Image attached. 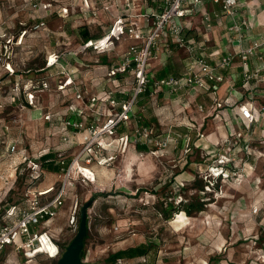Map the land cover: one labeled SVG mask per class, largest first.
Segmentation results:
<instances>
[{"label":"rangeland","instance_id":"1","mask_svg":"<svg viewBox=\"0 0 264 264\" xmlns=\"http://www.w3.org/2000/svg\"><path fill=\"white\" fill-rule=\"evenodd\" d=\"M103 1L0 0V225L8 199L25 208L31 197L47 200L52 193L39 194L58 185L59 174L40 170L42 154L58 150L72 158L89 142L100 148L90 164L79 162L92 175L77 181L59 209L63 215L40 227L53 238L56 257L27 258L8 245L0 264H55L94 194L81 264H107L111 254L139 244L149 245L148 255L122 264H264V111L257 108V120L247 127L243 121L234 134L205 95L183 103L146 97L124 124L126 138L117 132L110 140L94 137L90 126L97 133L116 114L112 98H131L133 90L132 75H109L130 41L99 53L79 38L81 26L93 40L111 32L116 12L113 2L102 10ZM177 51L166 62L172 76L185 56ZM73 119L83 124L79 132L67 128ZM150 119L152 134L168 142L165 150L133 141L139 122ZM238 132L248 141L246 151L227 146ZM73 198L76 223L70 226ZM179 202L201 210L166 219L163 209Z\"/></svg>","mask_w":264,"mask_h":264},{"label":"built area","instance_id":"2","mask_svg":"<svg viewBox=\"0 0 264 264\" xmlns=\"http://www.w3.org/2000/svg\"><path fill=\"white\" fill-rule=\"evenodd\" d=\"M208 1L216 4L218 10H204L201 15V21L206 28H210L211 23L214 20L221 19L222 16L230 18V24L227 28L231 36H229L227 47L222 49V52L207 53V50L198 44L194 37L185 38L183 35V30L186 29L185 18L195 13V8L200 6L201 0L119 1V5L122 7V14L115 19L111 32L99 40L89 41L85 44V48H93L99 53H104L110 45L114 47L113 38L119 39L124 36L132 41V44L120 54L119 63L115 67L110 68L109 75L117 76L124 73L132 75L133 90L131 98L127 97L120 101L122 105L121 112L116 113L115 111L114 117L108 120L107 124L103 125L97 133L90 126L89 129H93L92 134L94 137H98L100 134L109 137L114 136L120 125L124 126L125 123L132 119L136 98L143 96L146 92L149 93V97H157L159 93H164L172 98L171 100L177 99L184 93H195L196 95L200 90L206 89L209 82L221 83L222 76L219 70L230 68L237 61L242 68L241 82L243 85L250 86L255 80H264V75L260 74L261 71L259 69H255L253 73H250V68L248 67L249 60L256 56L257 50L264 47V35L259 40L252 41L248 46L242 47V43L246 39V32L250 29V19L247 17L243 18L239 13L240 0ZM119 5L117 4V6ZM137 18L143 20L142 24L136 21ZM160 43H164V46L166 45L167 47L169 44H173L185 52L186 56L191 60V64L184 74L178 76L169 75L160 80L155 79L149 67V61L156 59V54L160 50ZM212 56L219 57L216 64H212L209 61ZM211 89L214 92L216 88L212 86ZM251 89L249 90L251 91ZM111 105L116 108L117 103L114 98L111 100ZM216 106L220 108L221 104ZM238 110L245 122L244 127L250 126L257 120V111L251 104L241 103L238 106ZM66 125L72 131L76 130L79 132L83 129L81 121L76 119H73L72 122L68 120ZM152 133L150 128L139 126L133 132V141L137 144H151L157 147L156 150L158 151L168 148V142L165 138L153 137ZM236 135V142L233 143L228 140L227 146L234 147L239 139L244 138L242 133L239 134L238 132ZM122 137L126 138L127 136L119 135L117 138L123 140ZM247 142L246 140V149ZM90 144L91 142L87 143L78 154L74 155L66 168L63 167L64 159L59 161L58 185L56 188L47 189L49 190L48 193H52L47 200L40 201L38 197H31L29 199L30 203L25 208L12 206L7 209L5 219H10V221L7 222L5 220L0 225V251L5 246L10 245L14 246L17 251L22 252L27 258L38 253H44L50 258L56 257L57 247L53 238L47 231L40 230V227L58 215L59 209L74 194L72 192L76 187L77 181H80V179L85 181L87 179L86 175H92L88 167L79 165V162L88 165L95 160L96 156H99L100 148L98 146H90ZM186 148L185 151L189 152V142L186 144ZM11 150H14V146L11 147ZM220 170L221 173L226 171L223 168H220ZM48 193H40L39 195L42 196ZM71 204L69 225L74 226L77 211L76 198H73ZM46 243L55 248L52 256L46 248ZM122 263L121 260L116 262V264Z\"/></svg>","mask_w":264,"mask_h":264},{"label":"crops","instance_id":"3","mask_svg":"<svg viewBox=\"0 0 264 264\" xmlns=\"http://www.w3.org/2000/svg\"><path fill=\"white\" fill-rule=\"evenodd\" d=\"M119 1L120 0H104L102 4L103 8L101 7L102 10L109 11L107 10L108 4L110 2H113L112 12H116V16L114 17L113 22L117 17H119L122 14V7L119 5ZM201 1L202 2L200 6H197L195 8V13L185 18L186 29L192 31V34L189 35L190 36L193 35L196 42L201 46H203L207 50V53H211L215 51L222 52V49L227 47L229 36H231L229 35V31L227 28L228 25L230 24V18L226 16H222L221 19L214 20L211 23L210 28H206V26L201 21L202 13L204 12V10L216 11L218 10V6L214 3H211V1L208 0H201ZM240 2L241 3L239 6V13L243 16V18L247 17L248 19H250L249 20L250 29L246 32V39L242 43V47L243 46L245 47L248 46L252 41L259 40V38L262 37V35H264V0H240ZM117 4L119 6H117ZM136 21L139 24H142L143 20L141 18H137ZM122 39L126 41H130L126 39L124 36L119 39L113 38L114 46L117 41ZM90 41H95V40L92 39ZM130 42L131 43L129 45L132 44V41ZM86 43H83L84 47ZM159 46H160L159 48L160 50L156 54L157 55L156 59H151L149 61V65H150L149 67L153 72L155 79L160 80L161 78H165L169 75H173L167 73L166 62L167 61L170 62V58L175 53L173 51L177 50V47L174 46L173 44H169V46L167 47L166 45L164 46V43H160ZM109 47H111V45ZM112 48L114 47H111V49ZM179 51L180 49H178L177 52ZM257 52L258 53L256 54V56L252 57L249 60L248 67L250 68L249 69L250 73H253L255 69H259L261 71L260 74L264 75V47H261L259 50H257ZM218 58H219L218 56H212L209 58V61L212 64H216ZM190 64H191V60L185 54V56L180 62V65L182 67H181V71L178 72V75L184 74L187 71L188 67H190ZM219 73L222 76L221 83L215 84L209 82L206 89L200 90L196 95L195 93L192 94L184 93L175 100H171L172 98L165 95L164 93H159L157 97L162 98L163 100H165V102L180 101V103H183L185 100L195 101V99L200 95H205V97L209 100L207 103L209 104L210 111L217 112L216 113L217 117H220L219 114L223 116L224 117L223 123L225 124L227 129L231 128V131H229V133L233 132L235 134V132L239 128L238 127L239 124L243 122V119L241 118L240 112L238 110L239 104L249 103L252 105V107L255 110H257V108L259 110L264 109V80H255V82H252L250 86L243 85L241 82L242 68L238 61L233 63L230 68L219 70ZM212 86H215L216 88L214 89L215 90L214 92L211 89ZM249 89H251V91ZM217 104H221V107L217 108L216 106ZM199 109L202 111V105L199 106ZM207 113H209V111ZM110 139L111 137L109 136L105 137V140H110ZM55 151L56 153H60L61 155H64L63 152L61 153L58 150ZM63 213H64L63 211L60 214L58 213L59 217H61ZM58 215L54 219H56Z\"/></svg>","mask_w":264,"mask_h":264},{"label":"trees","instance_id":"4","mask_svg":"<svg viewBox=\"0 0 264 264\" xmlns=\"http://www.w3.org/2000/svg\"><path fill=\"white\" fill-rule=\"evenodd\" d=\"M189 34H192V31L190 30H186L184 29L183 30V35L185 38H191L193 37L190 36ZM78 35H79V38L81 39V42L82 43H86L90 40L93 39V37L90 35L89 33V30L87 29L86 26H81L80 29H78ZM122 75H117L116 77L120 78ZM149 98V93L146 92L145 94H143V96H139L138 98H136V101L134 103V112L136 109H139L142 107L144 108L143 106H141L139 103H141V100L143 98ZM114 99L116 100V113H119L121 112L122 108H121V100L122 99H126L124 97L121 98V96L118 94V95H115L114 96ZM25 105H27V102H25ZM141 120V119H140ZM154 119H150L148 121H140V126L141 127H148L151 129V127L154 125H152V123H154ZM117 133L120 135V136H123L125 135V129H124V126H119L117 128ZM153 137H157L155 135L152 134ZM159 137V136H158ZM160 138V137H159ZM237 145V146H236ZM232 150H245L246 149V139L243 138V139H239L238 140V143L236 144ZM137 150L138 151H145L147 152V148L145 145H137ZM246 151V150H245ZM244 151V152H245ZM61 159H64V168H66L70 162L72 161V158L71 157H66L65 155H59L57 154L56 152H46L45 154H42L40 157H39V163H40V170L41 171H48L50 173H57V174H60V166H59V161ZM229 167H226L225 169L227 170ZM208 184H205L204 186H207ZM3 205H5L7 208L4 210V215L7 211V209L11 208L12 206H16V203L14 202H10V200L8 199L7 202H5ZM193 210H201V205H197V204H185L183 202H179L177 206H174L172 205L171 203H169L166 208L163 209V215L165 216V218H170V214H173V213H177V212H180V211H184L185 213H188L190 214ZM88 233V231H87ZM87 239V235L84 239V243ZM69 243L65 244L64 246H61V250L62 252L65 250V248L67 247ZM86 244V243H85ZM148 252H149V245L147 244H139L137 246H132V247H127L123 250H119L113 254H111L107 259H106V263L107 264H116V262L118 260H121L123 263H126V261H131L133 259H137V258H142V257H145L148 255ZM84 257V251H82V254H81V259H83ZM56 264V263H55Z\"/></svg>","mask_w":264,"mask_h":264},{"label":"water","instance_id":"5","mask_svg":"<svg viewBox=\"0 0 264 264\" xmlns=\"http://www.w3.org/2000/svg\"><path fill=\"white\" fill-rule=\"evenodd\" d=\"M95 200V194L91 196V198L85 202L82 207L80 208L81 211H79V223H78V229L74 236V238L71 240V243L67 245L65 250L62 252L61 256L58 258L56 264H81V254L84 248V239L87 235L88 231V216L87 211L91 207Z\"/></svg>","mask_w":264,"mask_h":264},{"label":"bare ground","instance_id":"6","mask_svg":"<svg viewBox=\"0 0 264 264\" xmlns=\"http://www.w3.org/2000/svg\"><path fill=\"white\" fill-rule=\"evenodd\" d=\"M53 61H54L53 58H51V62H53ZM89 171H90V170H89ZM86 172H88V171H86ZM87 174H88V173H87ZM89 176H90V175H89ZM48 192H49V190L46 189V191H42L41 193L45 194V193H48ZM46 248H47V250L50 252V254H51V256H52L53 253H54V251H55L54 246H52V245L46 243Z\"/></svg>","mask_w":264,"mask_h":264}]
</instances>
